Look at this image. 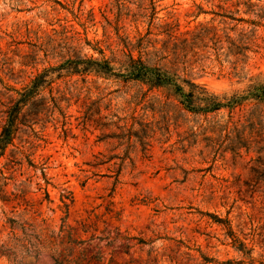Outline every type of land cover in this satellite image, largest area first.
I'll return each instance as SVG.
<instances>
[{"label": "rangeland", "instance_id": "obj_1", "mask_svg": "<svg viewBox=\"0 0 264 264\" xmlns=\"http://www.w3.org/2000/svg\"><path fill=\"white\" fill-rule=\"evenodd\" d=\"M257 77L264 0H0V264H264V103L176 93Z\"/></svg>", "mask_w": 264, "mask_h": 264}, {"label": "trees", "instance_id": "obj_2", "mask_svg": "<svg viewBox=\"0 0 264 264\" xmlns=\"http://www.w3.org/2000/svg\"><path fill=\"white\" fill-rule=\"evenodd\" d=\"M84 65L83 72H95L97 74H113L114 67L108 60H86L81 62ZM125 74L122 75L128 81H138L145 83L153 88H161L171 85L173 79L164 72L161 68L151 66L141 59H134L129 57L128 62L124 65ZM176 93L183 97L187 110L193 113H216L222 109H235L243 105L247 101H259L264 103V78L257 77L252 80V84L243 93H235L232 96H217L208 93L202 89L203 94L197 95L194 91L197 86L190 83L191 90L186 92L181 86L176 85ZM21 106L18 103L13 109L14 118L9 121L8 126L5 128L2 137L0 138V150L3 151L12 142V129L14 120L20 113Z\"/></svg>", "mask_w": 264, "mask_h": 264}]
</instances>
